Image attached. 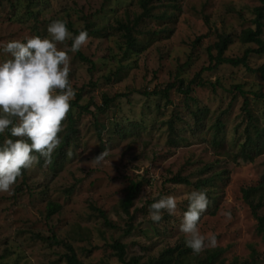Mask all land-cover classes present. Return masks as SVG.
Segmentation results:
<instances>
[{
  "label": "rangeland",
  "instance_id": "374dc122",
  "mask_svg": "<svg viewBox=\"0 0 264 264\" xmlns=\"http://www.w3.org/2000/svg\"><path fill=\"white\" fill-rule=\"evenodd\" d=\"M138 0H0V42L22 39L26 34L46 35V26L56 18L71 22L74 29L83 27L84 19L92 22L93 28H100L99 36L88 34L87 43L81 47L82 54L93 62L94 72L80 62L74 52H67L70 58L69 78L73 87H84L79 104L89 101L99 102L100 92L125 94L120 99L119 112L115 116L114 127L103 134L102 144L94 135L90 114L77 117L79 134L72 138L66 149L65 158L55 164L45 161L40 167L33 166L29 180L14 183L9 192H0V262L2 264H66V249L61 244H51L53 238L66 243L77 228L84 236L82 243L74 242L78 258L85 264H99L112 251L109 244L114 240L125 245L127 257L154 256L164 247L172 246L184 234L179 231L180 215L185 206L186 194L193 187L177 186L167 182L176 173L189 175L207 167V175H213L209 189V203L199 217L197 228L205 235L215 233L216 244L211 248H222L224 261L250 262L254 250L259 264H264V245L255 232L256 221L248 205L242 199V189L257 185L264 174V147L244 158L239 152L244 136L240 134L248 125L246 111L253 117L257 131L264 133V100H258L255 93L264 94V81L258 75L249 73L244 67L228 65L203 72L202 80L209 84L195 89L193 95L200 107L212 112L210 122L204 130L190 134L192 121L185 120V132H179L181 146H170L165 134H150V127L138 136L135 124L150 125L155 118L154 105L163 107L162 99L141 96L138 92L163 88L171 80L170 73L183 69L185 77H193L208 66V48L216 42L220 33L228 34L232 43L225 57H241L249 47L239 42L241 30L249 26L252 19L251 8L260 4L259 0H163L157 2L160 8L155 14L167 10L171 16L166 21L147 20L139 22L138 42L146 49L138 55L126 58L118 49L120 34L109 28L114 20L132 22L141 12ZM174 4L175 8L169 6ZM27 9L35 17L27 15ZM235 10L237 12L232 11ZM155 32L149 35L144 32ZM110 34L106 36L105 34ZM199 38V41H195ZM69 40L58 43L60 48H68ZM149 42V46H148ZM251 48L254 46L250 45ZM214 55V51L211 52ZM264 62L263 55H250L249 67L256 68ZM212 66V65H211ZM118 67L121 80L111 77ZM110 78L108 82L104 83ZM239 85L243 96L231 100L229 89ZM94 86V87H92ZM83 91V89H82ZM173 103L178 106L180 97L170 93ZM73 99V98H72ZM229 104V108L226 107ZM170 106L162 108L169 113ZM89 111L93 107H89ZM226 112L225 115H221ZM110 115V114H109ZM221 118L220 133L211 134L210 124ZM100 122L108 125L109 117L100 116ZM65 124V120H62ZM164 129V128H163ZM250 129V128H249ZM254 130V129H250ZM142 136V135H141ZM177 138V139H181ZM220 140L214 144L213 140ZM107 155L99 163L92 160L101 151ZM142 178L144 185L134 202L131 212H135L131 235H124L126 217L119 209L120 200L129 180ZM192 181L195 178H191ZM30 188V191L22 189ZM71 188L70 193L66 190ZM162 195L176 198L177 208L173 214L162 210L160 223L153 222L148 215V203ZM258 194L252 196L255 197ZM263 206L258 214H264ZM47 202L58 207L51 219L45 221ZM257 198L253 199V203ZM105 212L116 229L102 230V222L96 211ZM225 210L230 216L223 215ZM156 227L158 233L153 229ZM166 230V234H161ZM91 242L85 240L87 237ZM105 241H104V240ZM91 248L90 255L81 251ZM143 249V252H142ZM113 263V259L110 258Z\"/></svg>",
  "mask_w": 264,
  "mask_h": 264
},
{
  "label": "trees",
  "instance_id": "16d2710c",
  "mask_svg": "<svg viewBox=\"0 0 264 264\" xmlns=\"http://www.w3.org/2000/svg\"><path fill=\"white\" fill-rule=\"evenodd\" d=\"M163 0H138L136 3L141 8V12L135 15L132 19V22H125L122 23L119 19L114 20L113 24H110L109 28L101 27L104 30L110 29L111 31H115L116 33L120 34V44L118 45V49L121 51L124 58L133 55H138L146 49V45L140 44L137 40V35L141 33V31L137 30V26L139 22H145L147 20H155V21H166L170 19L171 14L167 10L160 11L155 14V11L160 7L156 5L157 2H162ZM173 1V0H171ZM260 4L251 8L250 12L252 13V19L249 22V26L243 28L239 34V42L242 45H248L241 57H225V53L229 48L230 44L232 43V39L228 34L220 33L216 37V42L209 47L208 49V60L209 64L207 68L202 69L201 72L195 74L193 77H185L184 74H187L185 70L177 69L174 73H170L171 80L163 86V88H154L151 91H141L138 92L141 96H151V97H158L163 101V107H171L168 114H165L163 111V107H160V104L154 105L153 108H149V111H154L155 118L152 120L150 125L139 123L135 124V130L137 135L140 137L145 136L143 132L147 131L148 126L150 127V134H158L159 131L162 132L166 136L167 143L170 146H181L180 142L183 141L181 137H178L179 132H185V127L189 124L185 120L186 117L192 121V127L190 129V134L195 135L196 133H201L205 128L204 124L210 122V117L212 112L209 111L206 107H200L199 101L193 95L195 89L203 88L207 86L208 81L202 80L201 74L203 72L211 71L218 66L228 65L230 67H244L245 70L249 73H253L259 76L261 80L264 81V62L258 65L256 68L249 67V57L250 55H263L264 54V0H259ZM170 7L175 8L174 4H169ZM235 11V10H232ZM237 12V11H235ZM239 15L241 13L237 12ZM31 15L35 17V14L30 12L28 9L26 11L25 16ZM85 22L83 23V27L80 29H74L71 22H67L66 26L72 33H78L82 29L87 30V34L90 36H99L101 34L100 28H93L92 22L87 18L84 19ZM144 32L148 33L149 35L154 34L155 32H151L150 30H145ZM106 36H110V34H105ZM196 42L199 41V38H196ZM71 41L69 40L68 45L70 46ZM250 45L254 46L253 48ZM149 46V42H148ZM214 51V55L211 52ZM75 53V56L80 62L86 63L89 68V72H94V65L93 62L86 58L81 50H78ZM212 65V66H211ZM126 68L118 67L114 72H109L112 79L117 78V80H121V72H124ZM104 83L110 84L108 82L110 78L105 79ZM94 87V86H92ZM75 96L70 101V109L67 112L65 118V124H62V131L58 133L60 136V143L56 146L53 150L50 158L45 160L42 157H39L37 153L38 160L34 163L33 166L40 167L46 161L48 165L55 164L58 160H62L65 158L66 149L71 145L72 138L75 135L79 134V130L77 127V117H80L83 113L90 114L92 118V124L94 126V135L99 144H102V137L103 134H107L109 132L110 127H114L115 123V116L119 112V103L120 99L125 97V94H115L110 96L108 93L100 92V99L99 102H94L93 100L89 101L88 104L82 106L79 104L80 94L83 93L85 90L84 87L75 88ZM83 89V91H82ZM174 92L178 97H180V101L178 106L173 103L171 99L170 93ZM229 93H231V100H235V97L243 96L244 92L241 91L239 85H233L229 89ZM256 99L264 100L263 93H255L254 94ZM229 104L226 107L229 108ZM89 107H93L92 111H89ZM226 112H222L221 115H225ZM110 114V115H109ZM100 116H107L109 117L108 125L100 122ZM247 123L248 125L242 130L240 134L244 136L242 144H239V152L244 158L247 156H251L252 154L260 151L261 148L264 147V133L257 131V127L254 124L253 117H251L249 111H246ZM223 123H221V118H217L210 124V132L211 134L217 135L220 133L222 129ZM164 128V129H163ZM254 130H250V129ZM158 132V133H157ZM7 135V133H5ZM142 135V136H141ZM181 138V139H177ZM0 139H3V136H0ZM214 144H220V140L214 138ZM32 166V167H33ZM29 169H22L21 176L18 177L15 181H21V183H26L29 180ZM207 167L204 169L190 171L189 175H181L180 173H176L174 176L169 178L167 182L177 185V186H184V187H193L194 189H204L206 190L212 184V179L214 176L207 175ZM191 178H195L192 181ZM144 185H147L142 178H137L134 180H129L126 188L124 189V196L120 200L119 209L126 217L124 235L129 236L132 233L133 222L136 219V213L131 212L132 206L134 202L138 198L141 190L143 189ZM24 191H30V188L22 189ZM264 190V174L261 177L260 182L255 185L245 189H242V199L248 205L252 217L256 221L255 225V232L264 245V214H258V211L263 206V194ZM71 188L66 190V193H70ZM207 196H209V189L206 191ZM257 198V202L253 203L252 197L254 195ZM188 201L185 200V206L182 209V212L186 210ZM151 203H148V206ZM57 205L53 202H47L46 210L44 211V219L45 221H49L53 214H55ZM97 213L98 218L101 220L102 230L106 233V230L116 229L115 225L112 224L105 212H101L94 208ZM160 223V222H156ZM156 233H158V229L156 227L153 228ZM161 234H166V230H163ZM66 243L59 242L53 238L50 241L51 244H61L65 246L66 253L64 254L65 263L66 264H85V262L78 258V254L76 251L75 246L73 245L74 242L82 243L84 240L83 234L79 232L76 228L73 236H68ZM85 240L92 241L91 236L90 240L87 237ZM104 240V239H103ZM105 241V240H104ZM112 254L107 255L104 259H102L99 264H259L254 250L251 252V259L250 262H242L238 263L237 260H231L230 262H225L223 259V254L225 250L222 248H211L207 247L199 253H193L192 250L185 246L184 238H181L178 242L173 244L172 246H167L162 248L158 251V253L154 256L144 257L140 256H130L127 257L125 251V245L119 243L118 241H113L109 245ZM81 251L90 255L92 250L88 248L87 250L84 246L81 248ZM143 252V249H142ZM110 258L113 259V263L110 262ZM264 260V259H263ZM0 264H2L0 262Z\"/></svg>",
  "mask_w": 264,
  "mask_h": 264
},
{
  "label": "clouds",
  "instance_id": "9594fccd",
  "mask_svg": "<svg viewBox=\"0 0 264 264\" xmlns=\"http://www.w3.org/2000/svg\"><path fill=\"white\" fill-rule=\"evenodd\" d=\"M66 40L71 41L67 49L57 46ZM87 41L86 29L74 34L64 19L56 18L48 23L44 36L26 34L22 39L0 42V192L11 190L22 169L38 160L37 153L47 160L60 143L61 122L75 96L67 52L80 50ZM106 155L107 149L92 160L99 163ZM186 199L178 226L185 246L193 253L214 247L215 233L205 235L197 228L209 203L206 190L193 189ZM148 208L150 219L159 222L162 210L176 211L177 201L172 195H162ZM223 215L230 216V211Z\"/></svg>",
  "mask_w": 264,
  "mask_h": 264
}]
</instances>
